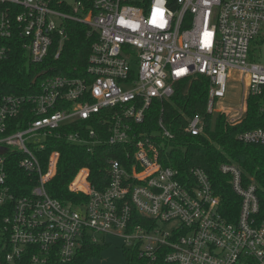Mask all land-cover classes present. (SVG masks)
Masks as SVG:
<instances>
[{
  "label": "built area",
  "instance_id": "1",
  "mask_svg": "<svg viewBox=\"0 0 264 264\" xmlns=\"http://www.w3.org/2000/svg\"><path fill=\"white\" fill-rule=\"evenodd\" d=\"M68 1L0 0V64L20 51L32 65L42 64L54 46L57 59L72 25L96 38L84 77L41 71L29 93L0 91L5 261L69 264L100 234L124 238L126 247L139 243L140 256L152 260L165 249V264H264V186L237 165L221 164L237 200V208L229 206L204 169L182 173L164 166L174 135L162 119L156 137L139 129L154 101L170 99L177 83L196 76L208 82L207 113L224 114L230 126L243 121L248 99L264 94V64L250 58L264 28V0ZM234 73L245 89L240 106L231 109L221 101ZM78 122H85L83 130L57 133ZM204 127L195 115L184 131L199 136ZM52 136L87 152L118 147L125 162L109 160L101 189L81 168L68 189L84 198L62 203L46 187L59 152L41 160ZM237 140L264 148V129L243 131ZM19 172L23 183L14 178ZM17 187L29 191L16 197Z\"/></svg>",
  "mask_w": 264,
  "mask_h": 264
},
{
  "label": "trees",
  "instance_id": "2",
  "mask_svg": "<svg viewBox=\"0 0 264 264\" xmlns=\"http://www.w3.org/2000/svg\"><path fill=\"white\" fill-rule=\"evenodd\" d=\"M169 4L175 0H167ZM87 28L81 25H72L69 39L63 43L57 59L53 58L56 46L51 49L49 57L42 64L32 65L23 52L11 53L0 64V91L9 94L22 95L32 89V80L43 71L46 76L64 75L68 77H84L86 73L88 56L95 36H86ZM208 99V82L202 76L177 83L174 95L164 101H154L147 111L145 123L139 129L150 136H157V123H163L173 133L174 139L170 141L169 150H164L161 161L164 166H172L182 173H188L191 168L204 169L219 190L226 196L228 204L233 203L237 208V200L231 193L227 178L219 173V166L223 163L235 164L241 168L246 177H253L264 186V148L258 145H246L237 140V135L243 131L264 129V106L261 104L264 94L251 96L248 99L247 113L243 121L236 126H230L224 114H209L206 111ZM200 115L205 124L203 133L199 136H189L184 128L190 118ZM24 123H19L22 126ZM85 122H78L70 127H63L57 133L64 134L70 131L83 130ZM45 154L55 150L59 152L57 173L47 184L48 194L62 203L74 202L84 198L81 194L69 191L68 185L81 168L89 169V180L98 189L107 183L108 162L117 158L122 163L120 148L104 145L98 146L93 152H87L84 147L71 145L65 140L55 136L48 138ZM17 171V170H16ZM14 178L20 182L26 181L21 172ZM216 184V185H217ZM28 189L17 187L16 197L28 193ZM226 205L228 206V204ZM9 211L0 207V264L5 261L7 251V234L3 229V219ZM136 221H143L136 216ZM137 224V223H136ZM103 247L86 242L77 253L75 259L69 264H85L90 257L97 255ZM141 244L133 247H124L125 259L128 264H165L164 256L167 250H160L155 259L140 256ZM27 261L16 264H27Z\"/></svg>",
  "mask_w": 264,
  "mask_h": 264
},
{
  "label": "rangeland",
  "instance_id": "3",
  "mask_svg": "<svg viewBox=\"0 0 264 264\" xmlns=\"http://www.w3.org/2000/svg\"><path fill=\"white\" fill-rule=\"evenodd\" d=\"M72 2L73 0L68 1L70 4ZM250 58L254 62L264 64V28L250 45ZM244 89L245 80L239 73L229 76L226 97L221 101V105L232 107L231 109L238 108ZM261 104L264 106V99H262ZM165 228L168 227L165 226ZM97 236L98 242L96 244L103 249L97 255L88 258L85 264H128L124 254V247L128 244L124 238L114 235L98 234Z\"/></svg>",
  "mask_w": 264,
  "mask_h": 264
},
{
  "label": "snow or ice",
  "instance_id": "4",
  "mask_svg": "<svg viewBox=\"0 0 264 264\" xmlns=\"http://www.w3.org/2000/svg\"><path fill=\"white\" fill-rule=\"evenodd\" d=\"M160 26H161V27L163 26V21L161 22Z\"/></svg>",
  "mask_w": 264,
  "mask_h": 264
},
{
  "label": "water",
  "instance_id": "5",
  "mask_svg": "<svg viewBox=\"0 0 264 264\" xmlns=\"http://www.w3.org/2000/svg\"><path fill=\"white\" fill-rule=\"evenodd\" d=\"M35 80H36V78H35V79H33L32 83H34V82H35Z\"/></svg>",
  "mask_w": 264,
  "mask_h": 264
}]
</instances>
